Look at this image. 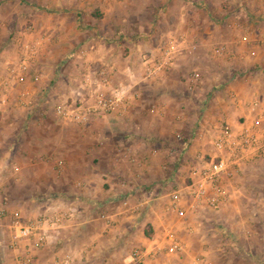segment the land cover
<instances>
[{"label":"crops","instance_id":"obj_1","mask_svg":"<svg viewBox=\"0 0 264 264\" xmlns=\"http://www.w3.org/2000/svg\"><path fill=\"white\" fill-rule=\"evenodd\" d=\"M7 14H16L14 24ZM0 16L5 20L0 37L1 80H6L9 67L18 63L23 45L37 51L34 69L25 81L12 80L0 91V264H67V259L68 264H137L132 262L137 249L158 252L141 264H188L194 251L186 247L202 251L200 239L191 234L193 230H189L191 235L178 230L186 231L188 221L199 222L203 216L201 211L197 213L199 209L197 214L189 213L187 220L178 221L169 210L168 194L163 192L177 181L180 188L184 186L177 177L180 170L166 167L163 176L155 180L150 164L154 159L148 150L135 148L130 138L126 144L130 146L116 148L120 155L113 153L110 166L103 161L107 155L100 147V129L120 128L122 115L95 120L89 125L95 129L89 138L84 134L73 145L69 136L59 135L55 129L59 139L50 140L52 144L45 148L41 137L32 138L36 147L21 143L27 131L24 127L36 121L54 130L66 123L38 121L34 112L20 121L17 116L24 111L23 105L36 103L40 108L44 101L56 99L58 79L77 75L68 68L69 62H81V52L90 47L96 51L86 57L101 65L113 63L114 78L128 79L129 109L143 108L139 96L148 92L164 98L167 92L172 93L166 81L169 76L163 75L158 82L144 81L140 63L143 56L159 60L172 40L178 50L174 73L189 64L198 74L197 80L189 73L181 75L184 81L178 78L175 82L181 90H191L193 101L179 103L176 110L185 122L189 120L186 124L196 127L191 138H198L195 146L181 147L179 158L187 153L194 158L210 156L214 154L211 139L221 123L239 132L256 119L250 109L254 101L264 108V0H0ZM36 76H40L39 84L34 81ZM84 92L82 86L76 92L62 89L58 102L66 103ZM184 124L177 121L176 128L182 130ZM127 130L124 141L130 136L134 139L136 132ZM87 141L93 144L84 146ZM252 175L264 176V159L242 167L228 186L229 197L222 211L237 194L249 196L252 188L247 182ZM158 188L161 195L146 192ZM123 201L128 202L127 207ZM51 209L71 210L77 217L52 231L43 248L35 247L36 237L12 246L13 213L19 212L28 223ZM104 212L112 221L109 225L100 218ZM169 230L178 234L184 246L180 255L164 251Z\"/></svg>","mask_w":264,"mask_h":264},{"label":"rangeland","instance_id":"obj_2","mask_svg":"<svg viewBox=\"0 0 264 264\" xmlns=\"http://www.w3.org/2000/svg\"><path fill=\"white\" fill-rule=\"evenodd\" d=\"M6 16L9 22L14 24L16 20V14H7ZM0 21L3 24L5 22V20H3L1 16ZM120 37V39H122V36ZM12 38L13 36H10V39ZM95 51L96 49L93 50V52ZM17 64L18 63H14L11 67H9V69L14 68ZM37 64L39 63L37 62ZM69 64L71 66H69L68 68H73L76 71L75 73H77V75H72L71 77H67L66 79H58L57 85L55 87L58 88L56 90V99L44 101V106H40V108L36 106V103L30 105V107H25L23 105L22 110L24 111H19V115L17 116L18 121L24 119L25 117H28L29 114L33 112L35 116L34 114L32 116H34V118L37 117L38 119L36 120L38 121L39 119H47L49 122L54 124L56 120H61L56 115V107L62 104V102H58V97L62 95L59 94L58 91H61L62 89L70 88L72 91L74 90L76 92L77 89H81L82 86L86 89V92H84V96L89 97L88 88L84 86V80L87 76L86 69L89 68L90 72H96L103 65L97 63L89 57H84L81 62H77L76 64L72 62H69ZM106 66L112 68L113 70V63H107ZM198 66L202 67L203 64H198ZM33 67L34 62H31L30 73H32V70L34 69ZM140 67L142 74H140V76H142L143 78L141 63ZM192 68L193 67L188 64L187 68L182 69L185 72L179 70L178 73H174V71L176 70L175 68L171 71L166 72V76H169L167 77L166 81L171 84L170 90L172 91V93L167 92L164 98L162 97V95H158L153 92H148L147 94L140 95L139 101H141V103H144V107L135 110V112L132 109H129L128 112L121 117L118 115V117L121 118L122 123V126H120V128L117 126L101 127L100 135L102 136L103 142L102 146L100 145V147L107 155V158L103 160L107 163V166H110L111 161L114 160L113 153L116 151L117 147L118 149H123L127 146H130V144L126 145L127 140L130 138V140L133 141V144H135L133 145L135 146V148H137L138 150L140 148H142V150H148V152L150 153V159H154L153 161H150V164L153 165L152 169L156 173L154 176L155 180H158L161 178V176H163L166 167L167 169L171 168L172 171L177 168V170H180L177 177H180V179L184 181V184H188L189 174L187 175L186 172L189 170V167H193L196 165L197 160L190 153L183 155V159H180V149L184 146H188L189 148L192 145L195 146L196 140L198 138H191V133L196 127L193 125L191 126L190 123L186 124L189 120L185 122L184 119L179 117L181 113L180 111H178L179 109L176 110L179 103L188 102L187 100L193 101L191 100V90H181L179 86H176L175 82L178 81V78H181L184 81L186 78H182L181 75L187 77L189 73L192 74ZM194 68L196 69L197 67L195 66ZM182 72L184 73L182 74ZM163 75H161V77ZM161 77L157 78L158 80L155 79L157 80L156 82H158ZM117 79V77L114 78L115 85L129 84L127 78H119V81H117ZM64 82H66L67 84H64ZM79 97L80 95L78 96V98L68 100V102L70 103L72 101H76L77 99H79ZM133 113H135V117H133ZM103 118L104 117L94 119L93 121L85 125L87 127L77 126L65 122L66 125L60 126L59 128H54V130H49L48 128L43 127L44 123L40 126V124L36 123L35 121V123H33V125H31L29 128L26 126L24 127V130L27 129V131H25V133L23 132L25 136L21 140V143L28 146L32 144V146L36 147L38 145H36L37 143L35 145L32 143L34 141L32 140V138L34 136L41 137L42 141H44L41 143V146L45 148L48 144H52L50 140L54 138L59 139L56 135H54L55 133H53L56 129L59 135L64 134V136L66 137L69 136L73 141L71 143L73 145L74 143L76 144V142L74 141L78 140L82 135L85 134L87 135V137L90 136L95 129H92V126L90 127L89 125L92 124V122H94L95 120H103ZM105 118L109 119L110 116H105ZM177 121H183L185 123L184 125H186L185 128L182 130H178L181 129V126L179 128H176ZM127 129L136 132L135 134H132V136H134V139H132L130 136L128 138H125L126 140L124 141L123 138L125 137V135L129 134ZM160 136L161 138H159ZM90 144H93L92 141H87L83 145L89 146ZM115 154L120 155L116 152ZM197 154H199L198 151ZM167 158L168 160L171 159V162H167ZM120 159L123 160V158L119 157V160ZM130 162L132 161H129V163ZM129 163H126V165H128ZM126 165L123 168H125ZM182 169L184 170V172ZM261 176L262 175H252L251 179L248 180L247 183L252 189L249 190V196L247 198L245 197V192H242L241 195L237 194L225 207V211H222V208L216 211L211 209L199 210L197 213L201 211L200 214H202L203 216L199 220V222L191 219L186 225V231L183 229L178 230L182 234L184 232L190 234L189 230H193L194 232L191 234H195L200 239V241L198 242L199 244H197L198 247H202V251L195 249V247L191 245H189V247H186L187 251H194L193 256L188 259L190 261L188 262V264H264V176ZM179 188L180 183H178L177 181L176 184L171 185L169 189H165L166 191H164L163 194L169 195L172 191L178 190ZM146 192H153L154 194L157 193L156 195L158 196L161 195L162 189L158 188L156 191H153L151 189L147 190ZM156 195H154V197ZM248 199H250V201H247ZM188 218L189 217L187 216L185 220H187ZM203 249H208V254V250L204 251ZM184 257L186 258L188 257V255Z\"/></svg>","mask_w":264,"mask_h":264},{"label":"built area","instance_id":"obj_3","mask_svg":"<svg viewBox=\"0 0 264 264\" xmlns=\"http://www.w3.org/2000/svg\"><path fill=\"white\" fill-rule=\"evenodd\" d=\"M3 30L4 24L0 21V37ZM22 48L18 64L9 70L6 80L0 79V91L6 90L12 80L17 83L24 82L30 73L31 62L36 58L37 51L29 45H23ZM91 51L93 47L88 51L83 50L81 55L86 57ZM177 53L174 41L171 40L159 60L143 56L141 58L143 80L153 81L174 69L177 65ZM89 70L86 69L87 76L84 80L89 97L80 96L76 101L56 107L57 117L66 123L85 126L94 119L125 115L129 110V86L115 85L112 68L103 65L96 72ZM197 77L198 74L194 72L193 78L197 80ZM34 81L38 82L39 77L36 76ZM250 106L252 113L256 114L255 121L243 126L239 132L234 131L229 124L221 123L211 139L214 154L197 155V162L191 170L188 184L168 195L169 210L175 214L178 221L185 220L189 213H195L199 209L220 210L228 200V186L235 180L242 167L264 159V108L259 101H254ZM122 205L127 207L128 202L123 201ZM76 217L77 213L71 210L51 209L47 214L24 223L21 214L15 212L11 215L10 224V229L14 233L12 246L14 247L18 241L36 237L35 247L43 248L52 231L68 225ZM100 218L108 225L112 223L110 216L105 212ZM165 240L167 245L164 251L168 255L183 253L184 246L177 233L169 230ZM155 252L156 249L153 251L137 249L133 253L132 262L141 264ZM65 263L68 264L70 261L67 259Z\"/></svg>","mask_w":264,"mask_h":264},{"label":"trees","instance_id":"obj_4","mask_svg":"<svg viewBox=\"0 0 264 264\" xmlns=\"http://www.w3.org/2000/svg\"><path fill=\"white\" fill-rule=\"evenodd\" d=\"M147 235L150 236V234L147 232Z\"/></svg>","mask_w":264,"mask_h":264}]
</instances>
